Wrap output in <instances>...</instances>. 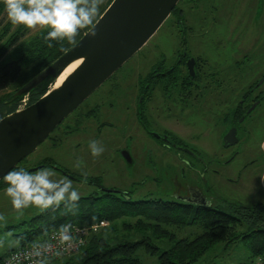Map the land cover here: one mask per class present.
<instances>
[{"label": "rangeland", "instance_id": "1", "mask_svg": "<svg viewBox=\"0 0 264 264\" xmlns=\"http://www.w3.org/2000/svg\"><path fill=\"white\" fill-rule=\"evenodd\" d=\"M198 2L200 6L197 9L191 5L192 3L187 7L186 14L191 25L211 27L225 36L231 27L237 28L244 22L243 26L250 23V26L261 28L264 36L261 19L259 24H256L258 19L254 17V12L259 13L262 9L264 0H198ZM178 5L185 7L186 4L179 1ZM205 13H210L212 17L207 14L203 20L201 15ZM7 20L4 10L0 16V25ZM173 20L172 15L168 16L140 49L122 64L115 76L117 78L115 92L108 94L110 86L115 82L111 85L108 82L103 83L79 105L71 116L62 122L59 128H56L33 152L26 156L22 166L31 168L45 159H52L57 166L76 176L98 177L104 188L128 190L133 199L145 196L166 200L187 198L192 196L191 189H198L207 200L221 207H227L231 203L244 205L264 203V182L260 178L264 176V150L260 147L264 140L263 113L255 117L253 115L250 121L246 119L240 125L238 133L240 141L229 148L221 145L220 131L213 130L212 119H203L204 116H202L197 128L200 141L192 144L200 152L202 161H188L185 164L172 157L171 153L166 152L167 156L162 160H149L140 155L134 157L133 162L129 164L120 155L119 149L124 146H128L134 155L137 152L134 141L131 140V134L134 132L132 121L134 99L131 81L138 72L144 73L149 62V53L156 43L161 48L166 46V49H171L173 42H177V38L169 37L167 34L170 26L174 25ZM16 26L12 24L10 29ZM40 28L39 26L35 29L26 28V32L32 34ZM245 37L248 40L252 38L250 34ZM192 44H196L198 48L206 46L202 45L200 40H193ZM225 56H227L226 53ZM249 72L251 76H258L259 73L264 72V68L262 65L251 66ZM2 93L0 92V95ZM96 102L99 103L100 108L97 118H84L83 112ZM109 104L113 108H109ZM77 114L81 117V121L73 125L72 116H77ZM91 140H97L105 149L99 157L91 155L88 147ZM211 158L212 161H210ZM78 159L82 161L80 169L74 166ZM50 168L55 171V178H70L62 171ZM70 179L80 196L99 192V188L95 185ZM5 189L6 187L0 189V213L8 218L7 226L15 225V227L0 228V236L11 231L15 237L23 231V228L18 227L17 224L22 220H28L40 211L35 207H30L25 210L22 217L17 219L10 199L5 195ZM185 230L182 234H189L196 229L189 227ZM39 238L41 237L36 239ZM28 241L23 238L20 244ZM9 251L11 249L5 246L4 249H0V256L8 254ZM136 254L141 264H158L157 254L146 253L142 246L137 249ZM251 257L250 251L244 244L237 241L224 247L221 244L217 245L196 264H254Z\"/></svg>", "mask_w": 264, "mask_h": 264}, {"label": "trees", "instance_id": "2", "mask_svg": "<svg viewBox=\"0 0 264 264\" xmlns=\"http://www.w3.org/2000/svg\"><path fill=\"white\" fill-rule=\"evenodd\" d=\"M110 1L105 0L100 13ZM4 10L3 0H0V16ZM172 10L174 13L179 10L178 3ZM11 25L9 20L0 25V92H3L0 118L16 110L21 97L12 98L14 92L73 45L63 41L61 46L52 41L53 46L49 47L43 39L47 29L40 28L30 34L23 25L10 29ZM86 30H81L77 40ZM49 83L47 78L32 89L27 94L28 104L42 96ZM24 161L25 158L13 169L23 167ZM39 165L53 167L72 175L76 181L95 185L99 192L81 195L75 214L61 205L20 221L17 226L23 231L16 236L31 242L44 238L45 229L47 233L58 230L63 223L82 226L105 221L108 224L90 234L79 250L53 260L52 264H141L136 254L141 246L146 253L157 254L158 264H196L217 245L224 247L237 241L250 251L252 261L264 254L263 202L231 203L221 207L217 203L182 199L147 196L133 199L128 190L104 191L98 177L76 176L57 166L52 159H45ZM5 187L1 179L0 189ZM12 227L15 225L7 226ZM189 227L196 230L182 234Z\"/></svg>", "mask_w": 264, "mask_h": 264}, {"label": "flooded vegetation", "instance_id": "3", "mask_svg": "<svg viewBox=\"0 0 264 264\" xmlns=\"http://www.w3.org/2000/svg\"><path fill=\"white\" fill-rule=\"evenodd\" d=\"M179 1L186 5H179L176 13L173 10L170 12L168 16H173L174 25L167 31L169 37L177 38V42H173L171 49H166V46L161 48L156 43L149 53L144 73L138 72L131 81L134 99L131 140L137 152L134 155L128 146L121 147L119 151L121 156V152H129L132 162L140 155L149 160H162L167 156L166 152L182 163L202 161L200 152L192 145L200 141L197 128L202 116L203 119H212L213 130L220 131L221 145L229 148L240 141V125L246 119L250 121L253 115L264 114V72L258 76H251L249 72L251 66L262 65L264 68L263 30L250 26V23L243 26L242 22L237 28L231 27L223 36L222 32L218 33L211 27L193 26L187 18V7L192 3L197 9L200 2ZM263 13L264 3L259 13L254 12V17L258 19L256 24L261 19L264 26ZM207 14L212 17L210 13H205L201 15L203 20ZM248 34L252 37L250 40L245 37ZM193 40H200L206 46L198 48L192 44ZM118 69L105 81L110 85L115 82L108 94L116 91ZM108 106L113 108L111 104ZM99 109L96 102L83 112V117L95 119ZM80 118L78 114L72 116V124L80 122ZM232 128L235 129L236 141L225 146L224 137ZM191 192L192 196L188 199L205 204L211 202L198 189H191Z\"/></svg>", "mask_w": 264, "mask_h": 264}, {"label": "water", "instance_id": "4", "mask_svg": "<svg viewBox=\"0 0 264 264\" xmlns=\"http://www.w3.org/2000/svg\"><path fill=\"white\" fill-rule=\"evenodd\" d=\"M178 1L111 0L100 13L99 18H104L97 25L95 37L90 36V29H87L77 40V44L18 88L12 95V98L21 97L16 110L0 118V177L33 152L73 110L140 49ZM79 58L80 62L62 83L54 87L64 68ZM47 78L50 83L46 92L28 104L27 94ZM24 98L26 104L19 107ZM235 141V129L232 128L224 137V145ZM121 154L127 163H132L129 152ZM40 167L41 165L34 166L28 170L34 171ZM177 199L197 202L186 197Z\"/></svg>", "mask_w": 264, "mask_h": 264}, {"label": "clouds", "instance_id": "5", "mask_svg": "<svg viewBox=\"0 0 264 264\" xmlns=\"http://www.w3.org/2000/svg\"><path fill=\"white\" fill-rule=\"evenodd\" d=\"M104 3L105 0H3L7 18L13 25H23L28 29L38 26L47 29L43 39L49 47L53 46L52 41L61 46L63 41L77 44V37L83 29H90L89 35L95 37L97 25L104 18H99ZM88 147L93 157H99L105 150L97 140L89 141ZM260 147L264 150V143ZM184 163L187 164L188 161ZM81 165L82 161L78 159L74 166L80 169ZM55 177L56 173L50 167H41L35 171L19 167L0 177L7 185L5 195L10 199L17 219L30 207L45 212L63 205L68 212L75 214L80 200L79 191L73 187L70 178ZM260 178L264 182V176ZM8 222L6 215L0 213V228H7ZM101 226L106 227V222L101 221ZM22 239L20 236L14 237L11 231L0 236V249L5 246L17 249L6 264H52L54 259L62 258L84 243L73 235L71 223L61 224L50 238L33 241L26 249L20 248Z\"/></svg>", "mask_w": 264, "mask_h": 264}, {"label": "built area", "instance_id": "6", "mask_svg": "<svg viewBox=\"0 0 264 264\" xmlns=\"http://www.w3.org/2000/svg\"><path fill=\"white\" fill-rule=\"evenodd\" d=\"M26 104V98L22 99V101L20 102L19 107H23ZM105 222V221H104ZM101 221L98 223H93L90 225H82V226H78V225H73V235L79 240L82 239L84 241V243L82 245L78 246V249L81 248L87 241V237L92 234V233H96L100 228H101ZM57 229H54L50 232L47 233V235H45L44 238H39L36 240H41V239H48L51 237V235L56 232ZM34 240V241H36ZM33 242V241H32ZM31 243V242H30ZM30 243H26V244H21L20 248L21 249H26L28 247V245ZM52 243H56V241H52ZM77 250H74L70 253H66L64 256H68L73 252H76ZM17 249H12L11 251L8 252V254L4 255L1 259H0V264H6L7 260L16 253ZM63 256V257H64ZM59 258H56L54 260H57ZM23 264H27V262H23ZM254 264H264V254L258 255L254 258Z\"/></svg>", "mask_w": 264, "mask_h": 264}, {"label": "bare ground", "instance_id": "7", "mask_svg": "<svg viewBox=\"0 0 264 264\" xmlns=\"http://www.w3.org/2000/svg\"><path fill=\"white\" fill-rule=\"evenodd\" d=\"M80 62V58L76 59L74 61H72L71 63H69L64 70L59 74V76L57 77L55 83H54V87L59 86L62 81L65 79V77L67 76V74L72 71V69Z\"/></svg>", "mask_w": 264, "mask_h": 264}]
</instances>
